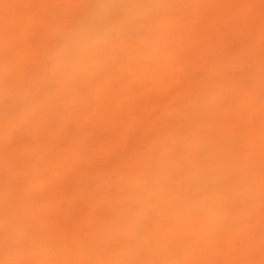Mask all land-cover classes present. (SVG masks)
Listing matches in <instances>:
<instances>
[{
  "label": "bare ground",
  "instance_id": "6f19581e",
  "mask_svg": "<svg viewBox=\"0 0 264 264\" xmlns=\"http://www.w3.org/2000/svg\"><path fill=\"white\" fill-rule=\"evenodd\" d=\"M162 1L154 5L160 6ZM23 2L0 0V143L9 140L13 128L30 130L36 142L16 152L0 147V264H22L25 248L30 251L26 264H194L197 258L183 255L181 250H201L195 240L185 238L197 230L196 209L207 207L216 215L211 201L216 205L228 202L231 188L243 187L257 177V144L250 141L256 145L252 162H235L232 149L236 138L229 127L260 123L257 114L263 111L264 103L259 110L249 104L251 110L242 114L238 101L230 99L229 93L236 90L254 95L257 86L264 88V9L259 0H190L189 18L179 21L187 26L188 41L176 48L161 44L158 35L163 30L147 45L142 46V41L125 46L128 59H141L137 68L120 65L110 74L91 79L103 68L106 50L102 49L92 58L89 81L82 83L83 87L93 83L89 93L69 83L70 77L64 74L47 78L44 69L35 72L34 61L51 55L46 46L39 47L40 51L29 50L33 24ZM16 19L27 20V24L20 21L22 28L14 30ZM109 23L115 28L111 18ZM145 24L151 31H160L152 15ZM116 32L113 36L121 43L124 35ZM17 36H23V47L18 51L10 44ZM222 46L233 54H219ZM236 58L244 62L247 72L236 66L230 74ZM125 70L136 72L138 90L131 89L128 82H117ZM25 76L33 83L40 81L44 97L64 104L78 103V109L63 115L64 120L76 119L75 132L68 133L63 124L56 123L43 133L41 121L49 116L47 111L31 129L23 126L41 109L31 102L34 92L17 85ZM148 93L154 100L144 103ZM9 94L29 100L26 108L17 112V119L2 106L3 97ZM171 99L175 101L172 112L154 117L155 110ZM91 103L102 108L98 118L82 113L81 108ZM214 105L221 107L217 114ZM91 117L97 125H104L107 138L83 128V121ZM149 131L152 139H157L155 152ZM112 154L106 168L98 164L94 172H85L106 175L117 185L113 195L93 198L90 203L80 186L63 185L56 190L51 186L55 178L72 174L71 162L96 164ZM175 161L193 167L178 183L202 181V199L185 206L176 202L172 191L176 181L170 171ZM195 189L193 185L191 196ZM79 198L84 201L78 208ZM121 199L137 208L125 206ZM111 202L115 205L110 209L101 207ZM171 206L176 220L166 224L163 210ZM1 241L20 242L22 246L4 248ZM244 259L235 264H244Z\"/></svg>",
  "mask_w": 264,
  "mask_h": 264
},
{
  "label": "rangeland",
  "instance_id": "374dc122",
  "mask_svg": "<svg viewBox=\"0 0 264 264\" xmlns=\"http://www.w3.org/2000/svg\"><path fill=\"white\" fill-rule=\"evenodd\" d=\"M151 0H24L22 7L28 8L30 11L26 12L27 16L31 17L33 24L31 36L29 39L28 48L32 51H40L39 47H48V56H42L41 59L35 60L33 68L36 67V73L44 69V74L47 78H55L61 76L62 73L58 70L55 56L52 54L56 53L63 42L68 38L69 34L75 29L87 16L90 10L97 7L100 4H110L115 6L118 11L115 15L110 17L115 23L116 29L119 30L124 36L123 41L119 43L113 36L112 42L105 47L103 57V68L98 72L94 73V77L91 79H97L106 74L112 73L120 65L124 67L137 68L141 59L130 60L126 53L125 46H135L140 42L142 46L147 45L162 32V35H158V40L165 44L170 43L171 48L180 47L182 43L189 39L185 36L187 26L182 25L179 21L182 18H189L187 12L189 10L190 0H164L160 3L161 11L153 16V21L156 27H161L160 31L154 32L148 29V25L145 24L147 16H139L138 10L149 5ZM158 0H152L151 4L154 5ZM259 5L264 9V0H259ZM264 18V15H262ZM254 18V16H253ZM17 20V19H16ZM27 24V20H17V26L14 30L22 28ZM264 21V20H263ZM168 26L164 29V26ZM264 30V29H263ZM264 43V32L262 33ZM168 37V40L165 38ZM179 41V42H177ZM23 36L17 39L13 37L10 40L11 47L16 48V51L20 50L23 46ZM161 43V44H164ZM264 45V44H263ZM54 53H51V52ZM221 55H232V51L222 46L219 49ZM231 68L230 74L235 72V67L238 66L242 72H247L246 65L239 58H236ZM54 67L56 71H54ZM258 68V66H257ZM112 69V70H111ZM31 74L30 72H28ZM32 75V74H31ZM69 83L75 84L84 93H89L93 87V83L89 86H82V83L89 81L90 74L87 72L69 76ZM136 72L134 71H122L118 77V83L124 84L129 83V87L134 90H138L140 86L139 81L136 79ZM168 77L166 76V79ZM22 80L17 82V85L22 90H26L28 93L34 92V97L31 100L32 103L41 106L40 111H37L33 116H30L25 120L23 126H28L29 129L39 122L41 113H47L49 116L42 120L43 133L47 132L56 123H61L66 127L68 133L75 132L77 129L76 119H63V115L68 113L70 110L78 109L77 102H71L70 104H64L58 102L52 98L44 97L41 95L40 90L41 84L39 82L33 83L31 77L25 76ZM217 78L214 79V82ZM257 93L250 95L248 93H240L239 91H231L229 98L233 101H238V107L242 114L257 108L264 103V88L257 86ZM61 99V98H60ZM62 100V99H61ZM152 93H148L147 97L143 99L144 103L153 101ZM63 101V100H62ZM250 101V103H248ZM68 102V101H67ZM29 104V100L20 99L16 94H9L3 97L2 106L5 107L7 113L12 119H17V112L20 109L26 108ZM175 101L168 100L162 109L155 110L153 113L154 117H159L164 113H171L174 108ZM214 113H218L221 109L219 105L213 106ZM82 113H92L95 118L102 113L101 106L91 103L84 108H81ZM257 119L260 123H237V126L242 129H238L235 124L229 130L235 135L236 142L233 144L234 152L232 151L233 159L235 162L247 163L253 161L254 149L257 144V177L250 178L243 187L231 188L230 194L232 197L228 202L224 201L220 205H216L214 201L210 204L215 209L216 215L209 212L207 207L196 209L198 215L197 230L193 233L188 232L185 234V238L188 241L195 240L201 250L195 249L189 252L187 249L181 250V254H190L196 262L194 264H235L237 261H241V258H245L244 264H264V108L263 111L259 110ZM122 112V111H120ZM84 122L83 128L88 129L91 133L98 135L101 138H107L108 135L105 133L104 125H97L93 119L87 118ZM232 124V123H230ZM218 132H221V128L217 127ZM241 131L246 134L243 136ZM151 140V149L155 152L157 148L156 140L152 139L150 131L147 134ZM252 138V139H251ZM250 141L254 142L251 143ZM35 141V134L25 128H13L11 130V137L8 141H2L0 147L7 152L21 151L22 148L32 145ZM235 153H238L237 155ZM242 155L241 159L239 158ZM114 154L107 157L106 160L96 162V164L86 165L84 162L73 163V172L70 176L62 179L55 178L54 183L51 185L55 190L58 187L67 185L69 187H82L84 192L87 193L86 200L93 201V198L106 197L107 195H113L117 191V185L109 182V179L104 174H97L93 176V173H87L85 170L94 172L98 164H102L107 167L108 160L112 159ZM175 167L172 166L170 170L173 173L176 184L173 185L172 191L175 195L174 199L177 203L182 206L188 205L190 202L202 199L204 195V183L202 181H196L188 179L178 183V179L186 176L188 172L193 171V167L179 165L178 161H175ZM234 179V176H231ZM229 179L230 176H228ZM227 178L226 181L229 179ZM232 179V180H233ZM150 183V182H149ZM149 183L147 185H149ZM195 185V194L190 195L191 187ZM71 192L72 190L69 189ZM125 194V192H123ZM229 194V195H230ZM80 199V198H79ZM81 200V199H80ZM84 200L78 202L77 207L83 203ZM89 203V204H90ZM127 207L137 208L136 204H131L125 199H121ZM87 208H90V206ZM114 203H106L101 207L110 209L114 206ZM174 207H165L164 220L166 224L173 223L176 220L174 215ZM72 217H74L72 215ZM191 233V234H190ZM3 244V245H2ZM1 245L6 248L7 246L17 249L21 247L20 242H8L1 241ZM5 245V246H4ZM27 248L22 253V264H26L27 256L29 255ZM177 263H182L177 260ZM189 263V262H188ZM186 264V263H182Z\"/></svg>",
  "mask_w": 264,
  "mask_h": 264
},
{
  "label": "clouds",
  "instance_id": "9594fccd",
  "mask_svg": "<svg viewBox=\"0 0 264 264\" xmlns=\"http://www.w3.org/2000/svg\"><path fill=\"white\" fill-rule=\"evenodd\" d=\"M117 11L113 5L100 4L73 29L55 53L57 68L62 74L74 76L90 70L92 58L112 42L114 26L109 20ZM160 11L161 6L149 4L137 14L151 16Z\"/></svg>",
  "mask_w": 264,
  "mask_h": 264
}]
</instances>
